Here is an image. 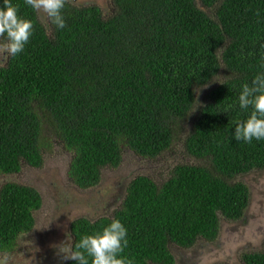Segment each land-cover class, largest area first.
<instances>
[{
	"label": "trees",
	"instance_id": "1",
	"mask_svg": "<svg viewBox=\"0 0 264 264\" xmlns=\"http://www.w3.org/2000/svg\"><path fill=\"white\" fill-rule=\"evenodd\" d=\"M13 2L36 30L0 66V175L43 167L46 128L70 152L79 190L98 186L125 149L152 160L180 140L198 163H177L160 181L132 178L112 214L70 222L73 241L116 218L128 230L124 255L175 264L173 249L215 243L221 220L245 218L250 193L239 177L264 170V140L233 133L250 111L239 107L241 86L264 71V0H112L107 16L66 0L67 27L48 21V30L25 0ZM41 205L36 188L1 183V253L33 230ZM240 261L264 264V244Z\"/></svg>",
	"mask_w": 264,
	"mask_h": 264
},
{
	"label": "rangeland",
	"instance_id": "2",
	"mask_svg": "<svg viewBox=\"0 0 264 264\" xmlns=\"http://www.w3.org/2000/svg\"><path fill=\"white\" fill-rule=\"evenodd\" d=\"M68 1L76 5H96L106 16L112 11V0ZM37 14L48 30L46 16L43 13ZM5 60L6 57L0 50V66ZM201 96L202 93H199V99ZM194 116L195 114L191 115L189 122ZM44 137L52 150L44 156L41 169L23 165L18 174L0 175V185L5 181L25 184L36 188L42 197L41 208L34 213L33 230L19 237L12 252H0V264H63L65 261L57 255V246L65 241L72 220L81 216L94 220L112 214L121 203L124 184L136 176L146 175L160 181L168 176L177 163H198L187 157L180 140L168 152L152 160L141 158L125 149L121 165L117 169L103 170L98 186L79 190L67 176L70 152L59 145L48 128L44 131ZM239 179L245 183L250 193L245 218L238 222L221 220V230L215 243H201L187 251L173 249L175 264H242V252L262 249L264 170L253 171Z\"/></svg>",
	"mask_w": 264,
	"mask_h": 264
},
{
	"label": "clouds",
	"instance_id": "3",
	"mask_svg": "<svg viewBox=\"0 0 264 264\" xmlns=\"http://www.w3.org/2000/svg\"><path fill=\"white\" fill-rule=\"evenodd\" d=\"M25 3L34 12L43 13L57 29L67 27L66 0H25ZM35 30L34 21L21 16L13 0H0V50L6 58L14 59L23 53ZM238 102L241 110L250 111L246 119L235 124L234 139L245 143L264 140V71H258L250 84L241 86ZM128 244L126 226L114 218L100 231L84 234L78 241L66 234L65 241L57 246V255L75 264H136L134 257L123 254Z\"/></svg>",
	"mask_w": 264,
	"mask_h": 264
}]
</instances>
